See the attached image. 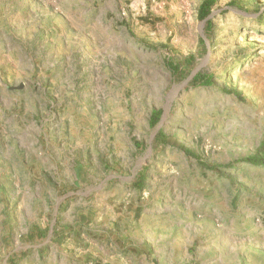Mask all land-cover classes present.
<instances>
[{
    "label": "rangeland",
    "instance_id": "rangeland-1",
    "mask_svg": "<svg viewBox=\"0 0 264 264\" xmlns=\"http://www.w3.org/2000/svg\"><path fill=\"white\" fill-rule=\"evenodd\" d=\"M0 0V264H264V0Z\"/></svg>",
    "mask_w": 264,
    "mask_h": 264
},
{
    "label": "trees",
    "instance_id": "trees-1",
    "mask_svg": "<svg viewBox=\"0 0 264 264\" xmlns=\"http://www.w3.org/2000/svg\"><path fill=\"white\" fill-rule=\"evenodd\" d=\"M213 3H214V0H204L199 8L200 16L205 17L208 14L209 8Z\"/></svg>",
    "mask_w": 264,
    "mask_h": 264
}]
</instances>
